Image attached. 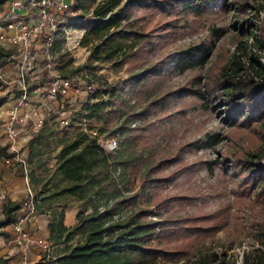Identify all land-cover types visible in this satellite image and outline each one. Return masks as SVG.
Returning a JSON list of instances; mask_svg holds the SVG:
<instances>
[{
	"label": "rangeland",
	"instance_id": "rangeland-1",
	"mask_svg": "<svg viewBox=\"0 0 264 264\" xmlns=\"http://www.w3.org/2000/svg\"><path fill=\"white\" fill-rule=\"evenodd\" d=\"M99 1H72V8L76 2L82 8L68 16L72 18L68 33L54 42L52 55H61L64 61L72 58L67 70L94 67L96 87L106 82L122 88L118 106L123 115L114 139L119 141L117 152L123 154L119 169L127 174L126 197L134 198L128 208L145 211L146 221L159 223L155 237L162 239L167 251L182 243L194 252L226 251L240 264L243 252L258 246L257 235L264 236V200L235 182L232 162L249 160L264 144L257 128L245 129L224 120L222 108L213 107L206 85L213 84L233 59L240 40L237 21H259L257 11L239 6L257 8L262 2L225 0L224 7L210 6L200 14L176 0H162L159 8L130 9L131 20L149 42L142 43L120 65L119 60H102L103 48H97L99 40L90 29L74 28L91 17ZM259 11L264 13V9ZM258 26L264 39V18ZM246 40L250 44L248 35ZM53 65L52 73L60 74L56 63ZM89 70L72 79L81 82L87 75L91 80ZM139 73H143L141 78L134 80L132 76ZM49 77L42 68L30 73L28 90L45 84ZM79 93L67 99L68 126L49 120L51 115L43 116L53 132L50 144L44 146L48 153L43 163L45 181L52 179L61 141L71 139L85 120L82 104L90 94ZM114 126H109L107 134ZM49 180L40 189L54 192L47 186L52 183ZM63 199L62 205L80 206L73 199ZM185 224L192 229L183 231ZM81 239L75 236L72 245Z\"/></svg>",
	"mask_w": 264,
	"mask_h": 264
},
{
	"label": "trees",
	"instance_id": "trees-1",
	"mask_svg": "<svg viewBox=\"0 0 264 264\" xmlns=\"http://www.w3.org/2000/svg\"><path fill=\"white\" fill-rule=\"evenodd\" d=\"M252 1L262 3L257 8L243 4L239 7H243V10L249 7L257 12L264 9V0ZM175 2L184 4L195 14L202 13L210 6H225V0ZM79 3L76 2L72 8V14L82 8ZM163 3L162 0H101L93 7L91 17L74 28L90 29L89 32L99 40L97 48H103L102 60H119L122 65L125 58L133 54L142 43L149 42L147 35L131 20L130 9L159 8ZM80 17L85 19L86 15ZM236 24L240 40L236 43L233 59L230 65L223 67L213 84L206 85V92L214 102L213 107L222 108L224 120L245 129L257 128L264 144V64L261 62L264 59V39L261 29L251 19L239 20ZM246 35L251 40L250 44L248 40L243 41ZM11 57V49L4 50L0 47V61L2 58ZM6 59L0 63L6 64ZM71 61L72 58L64 61L61 55L53 60L62 78L68 79L84 69H90L88 72L91 81L98 80L97 75L93 74L94 67L83 66L67 70ZM142 75L143 73H139L132 77L136 80ZM52 80L53 78H48L43 83ZM99 84L83 102L82 118L90 128H95L101 135L113 139L118 129L117 121L119 123L123 115L118 106L122 88L118 83ZM6 99V96H0V106L6 103ZM56 119L57 115L54 114L49 120ZM111 125L114 127L107 134ZM52 136L53 132L45 120L42 128L31 140L30 156L34 152L38 153L44 146L48 147ZM60 145L55 171L49 180L52 183L48 184L55 191L43 199L34 196L32 209L23 210V202L14 203L4 198L0 206V227L15 224L22 211L31 212L44 208L51 216L48 225L50 241L62 244L71 242L77 235L82 238L81 242L69 248L56 260L57 264H237L236 257L233 254L228 256L226 251L194 252L182 243L167 251L162 239L155 237L156 231L161 228L158 227L159 223L146 221L145 211L136 213L128 208L134 198L126 197L128 191L124 188L127 174L125 170L121 172L119 169L123 165V154L117 151L106 154L94 139L81 131L76 132L71 139L62 140ZM13 157L14 154L8 152V146L0 147V159ZM262 158L264 149L259 154L250 156L249 160L232 162V167L236 168L232 173L236 175L235 182L251 193L254 192L260 200H264ZM59 184L63 185L59 188ZM41 194H44L43 190L39 192ZM63 198L80 203L76 224L71 228H66L63 223L64 210L69 207H61ZM56 202L59 206L54 207ZM99 208H103V211ZM122 212L125 216L121 215ZM191 229L187 224L182 227L186 232ZM257 236L258 246L252 245L248 251H244L240 264H264V236L262 233Z\"/></svg>",
	"mask_w": 264,
	"mask_h": 264
},
{
	"label": "built area",
	"instance_id": "built-area-1",
	"mask_svg": "<svg viewBox=\"0 0 264 264\" xmlns=\"http://www.w3.org/2000/svg\"><path fill=\"white\" fill-rule=\"evenodd\" d=\"M73 0H5L0 5V46L13 51L14 60L19 64L16 78H11L0 70V81L5 82L10 89L21 93L16 104L7 110L6 119L2 123V131L7 142L8 152L14 154L12 159H1L5 165H19L24 170L27 168L23 155L15 150L14 143L22 137L33 138L44 124V115H57V120L64 126L69 125L67 114V99L79 95L83 90L90 94L97 87L85 75V80L62 78L54 71L55 57L52 55L54 42L67 35V28L72 23L71 8ZM259 25L264 18L263 11L257 13ZM251 19V18H250ZM253 22V20H252ZM6 49V50H7ZM264 64V59H261ZM40 68L48 71L51 82L37 85L32 91L28 90L27 83L30 73H35ZM30 96L33 98H30ZM80 131L96 141L97 145L106 153L111 154L118 150L116 139H104L96 129L88 127L85 120L80 124ZM28 197L23 201L22 209L33 207L34 196L28 189ZM0 194V206L4 200ZM103 211V208H99ZM24 215L12 225L16 237L14 244L24 252L36 245L41 249L44 260L54 259L52 246L42 239L23 232L20 228ZM24 257V256H23ZM23 264L27 261L23 260Z\"/></svg>",
	"mask_w": 264,
	"mask_h": 264
},
{
	"label": "crops",
	"instance_id": "crops-1",
	"mask_svg": "<svg viewBox=\"0 0 264 264\" xmlns=\"http://www.w3.org/2000/svg\"><path fill=\"white\" fill-rule=\"evenodd\" d=\"M1 48L4 50L7 49L6 47ZM5 59L6 58H2L1 61ZM19 67V64L12 57L7 58L6 64L4 65L0 63V70L11 78L17 77ZM0 96L7 97L6 103L0 106V147H5L7 146V142L3 135L2 123L6 119L7 110L16 104L21 93L15 89H10L5 82L0 81ZM50 139H52V137ZM30 144L31 141L23 137L19 138L14 143L15 150L21 152L23 155V159L27 165L25 170L19 165H5L0 159V194L10 202L21 203L25 201L28 197V189L31 190L33 196L39 197V199L46 198L53 193L51 189V191L42 189L44 194L39 195L41 191L40 187L49 180H43V178L46 177L43 163L48 153H44L45 149L43 147L38 153L34 152V154L30 156ZM60 149L61 146L58 147L59 151ZM53 161L55 164L56 158ZM57 206H59V203H54V207ZM61 207H63V205H61ZM78 213L79 208L77 205H71L64 210L63 223L66 228H71L76 224V216ZM21 215H24L22 222H20L21 230L33 236L34 239H42L50 243L54 259L52 261L44 260L41 249L36 245L29 247L23 254L13 243L16 233L12 225H10L7 227H0V264H23L24 258L27 264H57L56 260L64 255L69 248L74 246L72 245V241L62 244H56L50 241L48 225L51 216L44 208L38 211L32 210L31 212L22 211ZM1 218L0 209V219Z\"/></svg>",
	"mask_w": 264,
	"mask_h": 264
}]
</instances>
